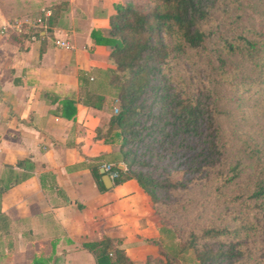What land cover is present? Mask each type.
<instances>
[{"label":"crops","instance_id":"crops-1","mask_svg":"<svg viewBox=\"0 0 264 264\" xmlns=\"http://www.w3.org/2000/svg\"><path fill=\"white\" fill-rule=\"evenodd\" d=\"M120 2L0 0V264H99L84 245L106 238L145 264L158 253L152 241H165L137 181L103 182L115 148L99 130L117 90L109 49L92 32L106 33ZM45 9L56 20L41 37L2 33L10 21Z\"/></svg>","mask_w":264,"mask_h":264},{"label":"trees","instance_id":"trees-1","mask_svg":"<svg viewBox=\"0 0 264 264\" xmlns=\"http://www.w3.org/2000/svg\"><path fill=\"white\" fill-rule=\"evenodd\" d=\"M147 2V8L130 2L117 5L106 33L92 32L95 44L109 49L113 66L110 84L117 90L111 118L99 130L100 137L115 148L109 163L118 172L114 183L137 181L160 218L157 190L187 186L168 184V180L161 186L134 171V144L159 132L165 136H203L206 146L196 171L205 173L200 180H207L208 186L213 170L226 169L227 181L217 187L215 202L224 199L227 212L221 223L208 222L188 234L168 230L160 219L161 231L172 243L152 241L158 253L149 256L145 264H181L180 255L190 250L196 264H251L257 256L250 246L261 245L258 237L264 233V162L259 157L264 153V143L254 135L246 136L245 154L259 163L247 174L241 160L233 163L225 157L228 141L218 117L224 114V106H238L244 101L252 100L254 109H264V0H248L246 11L240 4L236 10L223 9L222 14L223 0ZM55 20L52 11L49 27ZM20 36L32 40L42 33ZM181 62L192 67L194 75L186 77L178 71L169 76L167 71ZM97 98L101 104L105 100ZM66 105L72 106L73 101H65ZM156 107L159 111H154ZM148 121H152L149 126ZM204 125L206 135L201 133ZM93 175L103 187L97 169ZM175 240L179 242L176 248ZM84 247L99 264H134L111 238L87 242Z\"/></svg>","mask_w":264,"mask_h":264},{"label":"rangeland","instance_id":"rangeland-1","mask_svg":"<svg viewBox=\"0 0 264 264\" xmlns=\"http://www.w3.org/2000/svg\"><path fill=\"white\" fill-rule=\"evenodd\" d=\"M122 1L123 3L120 2L121 5L130 2L142 8L148 6L147 0ZM223 1L225 4L219 9V14H222L223 9L236 10L240 4L243 5L245 11L247 10L248 0ZM178 71L186 77L194 75L192 67L183 62L172 71H167V73L170 76L171 74L175 75ZM252 95L254 96V94ZM223 108L225 112L218 117V122L222 125L223 137L228 141L225 157L233 163L241 160L245 172L247 174L253 173L259 163L257 164L258 160L256 158H252L250 155L246 156L244 140L246 136L254 135L261 143H264V109L260 106L254 109L252 100L249 102L244 101L238 106L229 105V107L224 106ZM154 111H159V108H154ZM151 122H146V125H151ZM167 131L171 132L168 129ZM206 132V126L204 125L201 128V133L206 135ZM203 141V136H174L173 134L165 136L163 132H159L154 137H146L144 141L134 144L133 149L137 151V164L133 166L134 171L149 176L161 186H165L167 180L170 181L168 184L181 183L187 186L186 189L161 187L157 190L159 201L156 203V208L160 219H162V225L167 227L168 230L188 234L189 230H199L208 222L221 223L227 212V209L224 211V199L215 202L217 187L227 181V177H225L226 169L216 168L213 170L211 182L208 183V186L206 185L207 180H200L205 173L196 171L200 167V153L206 146ZM259 157H261V163L264 162V153ZM261 228L264 231V224ZM187 236L185 235L184 238H187ZM258 240H260L261 245L250 246L257 256L252 259L251 264H264V250L262 248L264 233L258 237ZM171 243V238L166 234L165 244L171 245ZM178 243V240L174 241L175 248ZM180 260L181 264L197 263L191 250L181 254ZM237 264L243 263L238 262Z\"/></svg>","mask_w":264,"mask_h":264},{"label":"built area","instance_id":"built-area-1","mask_svg":"<svg viewBox=\"0 0 264 264\" xmlns=\"http://www.w3.org/2000/svg\"><path fill=\"white\" fill-rule=\"evenodd\" d=\"M52 17V10L45 9L41 16L16 18L2 27V33L13 32L14 34H31L33 37L49 30V20ZM56 45L60 48L72 50L73 45L67 41H56ZM104 173L109 179L114 182L118 178V172L111 164H104L102 166Z\"/></svg>","mask_w":264,"mask_h":264},{"label":"water","instance_id":"water-1","mask_svg":"<svg viewBox=\"0 0 264 264\" xmlns=\"http://www.w3.org/2000/svg\"><path fill=\"white\" fill-rule=\"evenodd\" d=\"M103 174H104V172H103ZM103 182L105 183V185H107V186H111V180L109 179V177L107 176V175H105L104 174V176H103Z\"/></svg>","mask_w":264,"mask_h":264}]
</instances>
